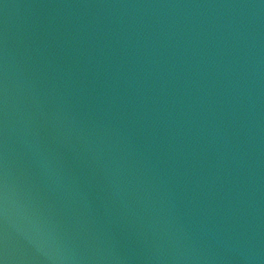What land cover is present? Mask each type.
Masks as SVG:
<instances>
[{
    "label": "water",
    "instance_id": "95a60500",
    "mask_svg": "<svg viewBox=\"0 0 264 264\" xmlns=\"http://www.w3.org/2000/svg\"><path fill=\"white\" fill-rule=\"evenodd\" d=\"M3 264H264V0H0Z\"/></svg>",
    "mask_w": 264,
    "mask_h": 264
},
{
    "label": "snow or ice",
    "instance_id": "6c2138e0",
    "mask_svg": "<svg viewBox=\"0 0 264 264\" xmlns=\"http://www.w3.org/2000/svg\"><path fill=\"white\" fill-rule=\"evenodd\" d=\"M0 264H3V262H2V261H0Z\"/></svg>",
    "mask_w": 264,
    "mask_h": 264
}]
</instances>
